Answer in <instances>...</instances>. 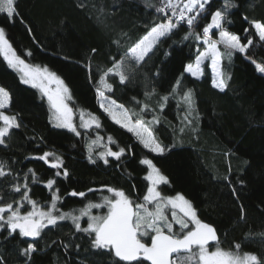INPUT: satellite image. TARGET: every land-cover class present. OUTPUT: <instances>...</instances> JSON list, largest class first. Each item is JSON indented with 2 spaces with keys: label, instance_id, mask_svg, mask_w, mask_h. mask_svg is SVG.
I'll return each mask as SVG.
<instances>
[{
  "label": "trees",
  "instance_id": "16d2710c",
  "mask_svg": "<svg viewBox=\"0 0 264 264\" xmlns=\"http://www.w3.org/2000/svg\"><path fill=\"white\" fill-rule=\"evenodd\" d=\"M81 3L84 8L78 6ZM223 4L224 0H212L211 9L222 8ZM237 4V13L244 20L242 28L250 29L253 44L246 53L233 52L230 60L227 57L222 60L225 75L230 77L225 91L212 87L208 61L202 65L203 75L199 79L183 73L184 66L193 60L199 46L194 40L183 39L188 32L184 25L159 44L134 83L124 87L115 82L114 91L106 93L131 112L139 111L138 100L159 113L161 97L170 92L177 78L183 79L185 89L193 90L199 116L191 126L182 122L183 109L177 108L175 98L160 113L155 134L163 144L175 147L157 156L143 149L131 133L114 124L102 112L96 99V84L89 77L98 79L100 70L109 65L110 56L117 52L112 44L114 39L122 37V43L130 42L129 38L135 40L144 34L146 25L154 18L163 17L155 10L161 6L160 0H18L24 23L19 17L10 23L0 14V27L5 29L9 42L26 62L47 66L60 75L72 93L70 107L95 114L102 127L87 133L80 129L81 137L66 129L54 128L49 123L50 108L46 98H42L37 89L22 84L18 74L0 57V86L5 87L12 98L5 112L9 115L18 113L22 123V127L13 130L7 139L8 147L0 146V160L16 161L13 168L22 173L33 169L38 180L32 183L29 175L30 196L41 205L50 200L49 190L44 186L47 179H57L62 198L58 207L61 211H72L82 208L88 201L100 202L102 195H109L97 191L88 193L87 200H82L68 195L72 189L87 191L109 185L124 189L133 200L142 199L147 184L143 179L146 166L139 161L145 157L153 159L170 181L161 186L162 193L185 195L201 218L218 229L220 246L224 250L237 251L235 243L239 242L241 254L254 253L264 260V73L257 72L251 62L264 63V42L259 41L255 30L244 19L247 16L248 20L264 21V0H237ZM207 22L201 19L200 27L195 31L201 32ZM243 29L239 35L242 42H246L249 34ZM92 49H97L94 55ZM220 49L223 51V46ZM27 51L32 55L27 56ZM169 51L170 55L166 56ZM89 63L91 72L85 67ZM157 69L160 70L159 77L151 79ZM146 76L149 77L147 90L151 92L155 88L151 97L144 95ZM97 133L105 142L109 135L113 137L117 142L110 145L113 150H118L119 145L130 146L132 151H126L119 162L109 158L108 166L102 162L90 164L85 144ZM44 151L61 156L70 172L69 178L55 177L56 169L33 158ZM225 177H230L235 185L238 198L232 195ZM241 180L243 185L239 183ZM9 191L4 189V193ZM18 198L19 194H5L4 202ZM241 204L246 212L243 220L240 218ZM28 209L25 205L24 210ZM72 232L70 220L60 222L56 228L45 229L42 237L36 238L38 251L33 254L32 264H75L79 257L74 250L66 254L60 247V241L67 242ZM81 236L77 234L73 239L87 248V240ZM26 239L33 242L31 238ZM53 241L57 243L53 244ZM22 247H27V243L0 244V254L7 264H24V258L18 255V249ZM214 248L215 245L210 250Z\"/></svg>",
  "mask_w": 264,
  "mask_h": 264
},
{
  "label": "snow or ice",
  "instance_id": "6c2138e0",
  "mask_svg": "<svg viewBox=\"0 0 264 264\" xmlns=\"http://www.w3.org/2000/svg\"><path fill=\"white\" fill-rule=\"evenodd\" d=\"M211 4L212 0H160L161 6L155 10L164 14L163 17L154 18L153 22L146 25L144 34L135 40L129 38L130 42L122 43V37L114 39L112 44L117 52L110 56L109 65L100 70L98 79L89 77L90 81L96 84V99L102 112L114 124L131 133L149 153L161 156L175 147L163 144L154 131V127L160 123V113L164 112L165 105L171 99L175 98L177 108L183 109L182 122L185 126H191L198 118L193 90L185 89L183 79L177 78L170 92L161 97L159 113L147 103L138 100L136 103L139 105V111L131 112L106 93L114 91L115 82L124 87L134 83L159 44L184 25L187 26L188 32L183 39L194 40L199 47L196 49L194 63H187L183 73L199 79L203 75L202 65L205 61H210L211 85L221 92L225 91L230 77L225 75L222 60L225 57L230 60L233 52L246 53L253 44V39L249 28L243 29L249 35L246 42H242L240 35L225 27L226 24H232L228 18L229 10L239 7L238 4L224 0L222 8L214 11ZM78 6L84 8L85 5L81 3ZM148 6L152 7L151 4ZM0 14L6 16L10 23H14L18 17L21 23H24L18 10V0H0ZM201 19L209 22L202 27L201 32H196ZM244 19L251 25V29L255 30L259 41L264 42V21L248 20L247 16ZM28 32L31 34L30 27ZM217 33L219 38H213ZM220 46H223V51ZM96 51L97 49H92L93 55ZM25 54L32 55L31 51ZM165 55H170V51ZM0 57L9 69L18 74L22 84L37 89L42 98H46L50 108L49 123L54 128L66 129L77 137L83 135L80 129L85 130V133L101 129L99 117L83 109L78 112L79 124H76L74 117L77 113L69 106L72 93L64 79L47 66L41 67L26 62L9 42L3 27H0ZM251 62L257 72L264 73V63L255 60ZM85 67L91 72L90 63ZM159 75L160 70L157 69L151 74V79H156ZM148 79L146 76L145 97H151L155 93L154 87L151 92L147 90ZM11 99L10 92L0 86V146L4 147H8L7 139L11 137L13 130L22 127L18 113L9 115L5 112L10 107ZM146 116H150V119H145ZM183 130L182 128L181 131ZM116 143L112 136L109 135L105 142L104 137L97 133L94 139L87 140L85 144L88 162L93 165L102 162L108 166L111 163L109 158L119 162L125 157L126 151H132L130 146L119 145L118 150H113L110 145ZM33 158L56 169L55 177H70L64 160L55 152L44 151L42 155ZM14 163L17 162L0 160V244L11 241H16L17 244L27 243V247L18 249V255L24 258V264H32L33 254L38 251L36 238H41L49 226L56 228L60 222L68 220L71 221L73 232L67 242L60 241V247L66 250V254L74 250V254L79 257L75 264H105L106 261L107 264H264V260L257 254H241L239 242L235 243L237 251L224 250L220 246L218 229L201 218L197 208L185 195H164L161 186L168 185L170 181L155 165L153 159L145 157L139 161L141 165L146 166L143 179L147 184L142 199L137 197V200H133L124 189L109 185H101L99 189L89 188L87 191L72 189L68 195L80 197L82 200H87L88 193L97 191L109 195H102L100 202L88 201L82 208L68 212L61 211L58 207L62 198L57 179H47L44 186L49 190L50 200L46 202V206L41 205L30 196L29 175L32 183L37 182V175L31 168L24 173L14 170ZM225 180L230 185L232 195L238 198L239 194L230 177H225ZM239 183L243 185L244 181ZM5 188L10 190L9 193H4ZM10 193L19 194V198L4 202V195ZM25 205L29 206L30 210L25 211ZM94 209H106V212L93 214ZM85 217L87 223L82 226L81 221ZM240 218H246L242 204ZM77 234H82V239L86 238L87 248L75 242L73 237ZM26 238H31L33 242H27ZM145 238H149L150 243ZM213 245L215 249L210 250ZM0 264H7L2 254Z\"/></svg>",
  "mask_w": 264,
  "mask_h": 264
},
{
  "label": "rangeland",
  "instance_id": "374dc122",
  "mask_svg": "<svg viewBox=\"0 0 264 264\" xmlns=\"http://www.w3.org/2000/svg\"><path fill=\"white\" fill-rule=\"evenodd\" d=\"M229 2H234L237 4V0H229ZM228 18L232 21V24L231 26H228L227 24L225 25V27L230 31V32H233V33H236V34H240L241 33V30L243 29L242 27H244V20L243 18L237 13V10L236 8L234 9H231L229 10V15H228ZM210 19V18H209ZM209 22V21H208ZM216 31V30H214ZM215 39H218V33L215 37H213ZM195 59V57H194ZM194 59H193V63H194ZM42 67V66H41ZM112 99V98H111ZM119 104V103H118ZM70 106V104H69ZM79 110L76 111V116L74 117L75 119V122L76 124L78 125L79 124V114H78ZM46 206V205H45ZM30 210V208L28 209ZM106 211V210H104ZM64 212H68V211H64ZM103 210H93V214H102ZM82 226H86V223H87V218H83L82 221ZM146 239V238H145ZM215 249V248H214ZM213 249V250H214Z\"/></svg>",
  "mask_w": 264,
  "mask_h": 264
},
{
  "label": "crops",
  "instance_id": "0c3cea01",
  "mask_svg": "<svg viewBox=\"0 0 264 264\" xmlns=\"http://www.w3.org/2000/svg\"><path fill=\"white\" fill-rule=\"evenodd\" d=\"M199 47V46H198ZM197 49V48H196ZM195 57V56H194ZM194 59V58H193ZM191 62H193V60L191 61ZM208 63H209V68H210V72H211V67H210V61H208ZM201 77V76H200ZM211 80H212V73H211Z\"/></svg>",
  "mask_w": 264,
  "mask_h": 264
},
{
  "label": "built area",
  "instance_id": "2783aa9c",
  "mask_svg": "<svg viewBox=\"0 0 264 264\" xmlns=\"http://www.w3.org/2000/svg\"><path fill=\"white\" fill-rule=\"evenodd\" d=\"M161 14V13H160ZM162 16L164 15V14H161ZM169 15H170V13H169Z\"/></svg>",
  "mask_w": 264,
  "mask_h": 264
},
{
  "label": "water",
  "instance_id": "95a60500",
  "mask_svg": "<svg viewBox=\"0 0 264 264\" xmlns=\"http://www.w3.org/2000/svg\"><path fill=\"white\" fill-rule=\"evenodd\" d=\"M148 242L150 243V240Z\"/></svg>",
  "mask_w": 264,
  "mask_h": 264
}]
</instances>
